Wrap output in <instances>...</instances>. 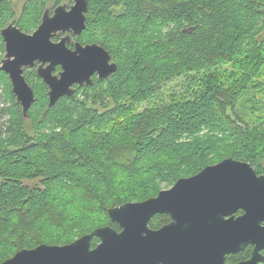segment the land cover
Masks as SVG:
<instances>
[{
    "label": "trees",
    "instance_id": "obj_1",
    "mask_svg": "<svg viewBox=\"0 0 264 264\" xmlns=\"http://www.w3.org/2000/svg\"><path fill=\"white\" fill-rule=\"evenodd\" d=\"M59 2L30 0L16 25L36 29L39 8ZM87 3L82 34L100 26L97 44L117 64L105 87L96 80L83 97L78 88L47 110V87L29 71L35 103L24 120L7 82L0 263L99 227L118 231L108 209L155 197L226 158L264 174V0ZM10 11L0 0V30Z\"/></svg>",
    "mask_w": 264,
    "mask_h": 264
},
{
    "label": "water",
    "instance_id": "obj_2",
    "mask_svg": "<svg viewBox=\"0 0 264 264\" xmlns=\"http://www.w3.org/2000/svg\"><path fill=\"white\" fill-rule=\"evenodd\" d=\"M87 9V0H73L69 8L46 7L32 34L12 23L0 30V72L8 77L24 120L35 103L24 69H33L36 62V76L48 88L47 110L64 97L73 98L74 85L89 87L94 74L101 81L117 71L100 45L74 42V50L66 46L72 43L70 33L77 38L86 29ZM57 33L64 36L52 42ZM57 65L61 72L53 75ZM107 215L118 231L99 227L65 245L19 250L0 264H158L186 259L226 264L227 255L248 246L253 248L250 258L237 264L264 263V175L233 158L180 178L155 197L110 208ZM156 215H167L170 222L151 230L149 222ZM94 238L100 243L91 249Z\"/></svg>",
    "mask_w": 264,
    "mask_h": 264
},
{
    "label": "flooded vegetation",
    "instance_id": "obj_3",
    "mask_svg": "<svg viewBox=\"0 0 264 264\" xmlns=\"http://www.w3.org/2000/svg\"><path fill=\"white\" fill-rule=\"evenodd\" d=\"M73 3V0H69V1H67V4H64V5H66L67 6V8H69L70 7V5ZM63 5V4H62ZM47 7H49V9H50V11H52L53 10V8L55 7V6H53V5H47ZM10 23H12L15 27H17L18 29H20L17 25H16V22L13 20V21H11ZM9 23V24H10ZM9 24H7L6 26H4L3 28H5V27H7ZM2 28V29H3ZM1 29V30H2ZM20 31L21 32H24V31H22L21 29H20ZM25 33V32H24ZM33 33V32H32ZM32 33H29V34H32ZM26 34H28V33H26ZM64 36V34H62V33H57L56 35H55V37L54 38H52V42H58L62 37ZM70 36H71V42L72 43H67V48L68 49H70V50H74V45H73V43L74 42H78L81 46H85V45H87V44H91L92 42H87L84 38H83V34H81L79 37H73V35L70 33ZM3 43V42H2ZM96 44V43H95ZM98 45V44H97ZM3 47H4V44H3ZM110 62H114V60H112V58H111V56H110ZM48 63H45L44 64V66H46ZM39 66V62H36L35 63V66H34V68L33 69H24V78H25V76H26V72H28V71H33L34 72V74H35V76H36V68ZM59 72H61V67L60 66H56L55 68H54V70H53V72H52V74L53 75H57V74H59ZM37 77V76H36ZM38 78V77H37ZM92 85L91 86H93L94 85V83L96 82V80L98 81V78H97V76H96V74H94L92 77ZM40 79V78H39ZM41 80V79H40ZM25 81L27 82V80H26V78H25ZM42 81V80H41ZM43 83V82H42ZM28 84V83H27ZM29 85V84H28ZM30 86V85H29ZM91 86H89V87H91ZM47 87V86H46ZM73 88H74V91H75V93H76V91H77V89L78 88H80V90H79V95H81L82 97L84 96V93H86L87 91H88V86H86V85H83L82 87H78L77 85H74L73 86ZM89 91H91L90 89H89ZM47 92H48V88H47ZM20 106V105H19ZM20 109H21V107H20ZM264 175V174H263ZM241 214V212H238L237 213V215H240ZM156 216H158V215H156ZM156 216H154L150 221H154V218L156 217ZM164 216H166V220H165V222L163 223V224H161V225H154L153 224V226L152 225H149V228L151 229V230H158V229H160L161 227H163V226H165V225H167L169 222H170V218H169V216H167V215H164ZM150 223V222H149ZM91 243H92V241H91ZM98 243H100L99 242V240L98 239H96V241H95V243H94V245L93 246H90V248L91 249H93V248H95L96 247V245H98ZM252 250H253V248L251 247V246H248V247H246L243 251H241V252H239V253H236V254H229V255H227L226 256V258H225V263L226 264H237V263H240V262H242V261H246V260H248L249 258H250V256H251V253H252ZM261 253H262V255H264V250H262L261 251ZM248 255V256H247ZM247 256V257H246ZM199 263H201V264H207V262H205V261H201V262H199ZM158 264H198L197 263V261H192L191 259H186V260H179L177 263L175 262V261H173V262H171V261H166V262H159Z\"/></svg>",
    "mask_w": 264,
    "mask_h": 264
},
{
    "label": "rangeland",
    "instance_id": "obj_4",
    "mask_svg": "<svg viewBox=\"0 0 264 264\" xmlns=\"http://www.w3.org/2000/svg\"><path fill=\"white\" fill-rule=\"evenodd\" d=\"M8 1V0H6ZM30 0H10V9L11 11L9 12V15L6 19H8L11 15V17L7 20V24H9L11 21H15V22H18L20 19H27V14L26 16H24L25 12H27V5L29 3ZM67 1L69 0H60L59 4L58 5H62V4H67ZM47 5V3L43 6H41L39 8L40 10V14L43 13L44 11V8L45 6ZM57 6V5H55ZM47 7V6H46ZM39 23V22H38ZM5 25V26H6ZM38 25V24H37ZM36 25V26H37ZM38 27V26H37ZM36 27V28H37ZM96 28L98 29L97 31H87L86 32V35H83V38L88 42V40H93V41H90L92 43H101L102 44V37H103V32H102V28L100 26H96ZM36 29H33L32 31L30 32H26L25 33H32L33 31H35ZM93 35V36H92ZM3 46V43H2V40H1V44H0V48H2ZM3 55H4V47H3V51L0 52V61L1 59L3 58ZM115 62V61H114ZM29 72V71H28ZM26 72V76H27V73ZM4 74V73H3ZM25 76V78H26ZM4 80L5 82H2L0 81V114L1 116L3 117V120L4 121H7L10 117V114L8 112V109L11 107V101L10 99L7 97V92H6V89H7V82L10 84L9 82V79L8 77L5 75L4 77ZM27 80V79H26ZM106 80L102 81V86L105 87L106 85ZM94 86V85H93ZM93 86L91 87H88V88H92ZM96 87V85H95ZM10 91H11V85H10ZM10 120V119H9ZM27 131H29V129H27ZM218 162H215L214 164H216Z\"/></svg>",
    "mask_w": 264,
    "mask_h": 264
}]
</instances>
